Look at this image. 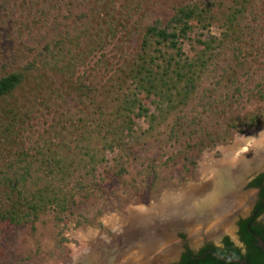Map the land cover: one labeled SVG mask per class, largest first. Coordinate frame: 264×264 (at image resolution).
I'll use <instances>...</instances> for the list:
<instances>
[{
	"label": "rangeland",
	"instance_id": "obj_1",
	"mask_svg": "<svg viewBox=\"0 0 264 264\" xmlns=\"http://www.w3.org/2000/svg\"><path fill=\"white\" fill-rule=\"evenodd\" d=\"M195 1L0 0V77L20 70L31 60L38 64L47 44L68 39L83 42L78 47L80 56L72 59V72L35 70L14 98L0 99V170L19 150L51 145L55 152L64 153L59 146L67 141L74 147L84 130L85 136L89 133L90 121H100L96 118L98 109L107 111L117 96L123 100L120 90H133L143 108L155 115L149 122L151 118H138L139 108H133L134 133L126 138L132 149L105 152L106 161L95 171V182L86 180L84 190L76 188L82 171L78 172L69 185L74 196L67 208L53 205L40 212L34 222L0 223V264H77L75 253L82 248L84 232H98L112 244L120 237L122 226V238H126L134 214L148 213L165 195L175 196L203 185L208 157L221 160L222 150L233 147L238 138L264 132V0L244 2L247 8L232 24H225L226 8L221 4L215 10L216 25L195 32L196 36L209 32L225 47L186 105L167 113V103L153 97L146 100L141 96L143 89L139 90L132 79V71L142 62L157 71L162 67L160 72L167 67L166 60L154 50L141 59L144 36L155 21L166 25L180 5ZM227 2L236 4L235 10L241 4ZM194 47L185 42L184 55L191 56ZM226 68L229 73L224 72ZM15 101L24 105L20 117L29 116L24 126L16 125L21 137L3 136L9 125L6 118L2 121V112ZM258 113L262 122L245 129L248 117ZM233 124L245 131H236ZM94 145L101 147L98 142ZM121 162L127 169L123 175L116 166ZM242 193L248 197V207L242 212L247 215L253 196ZM13 200L3 204L0 195V207L12 210ZM231 224L224 227L234 238ZM211 232L202 227L201 237L198 234L201 242ZM190 241L193 245L197 240ZM128 247L134 248L111 257L112 264L133 263L130 258L137 251L135 246ZM129 254L132 256L127 257ZM167 258L163 255L162 259Z\"/></svg>",
	"mask_w": 264,
	"mask_h": 264
},
{
	"label": "trees",
	"instance_id": "obj_2",
	"mask_svg": "<svg viewBox=\"0 0 264 264\" xmlns=\"http://www.w3.org/2000/svg\"><path fill=\"white\" fill-rule=\"evenodd\" d=\"M227 1L205 0L201 3L200 0H197L180 5L166 25L163 21L157 20L148 28L147 35L144 36L142 42L143 55H141V59L144 60V56L147 57L154 50L160 54L161 59L166 60L167 67L160 72L162 67H159V71H157L142 62L132 71V79L136 80L135 84L138 89H143L141 96L145 95L146 100L153 97L159 102L164 101L167 103V113L189 102L199 88L202 77L210 72L209 69L216 55H220L225 47L223 42L209 32L207 34L203 32L205 35L201 34L200 36H196L195 32L197 30L204 31L216 25L218 19L215 10L221 4L223 9L226 8L223 10L226 17L225 24H232L238 14L243 13L247 8L248 5L245 6V4L249 3L248 0H244L242 3L234 0L237 4L241 3L240 7L235 10L233 7L236 4L228 5ZM244 2L245 4H243ZM67 41L61 40L58 44H47L39 54L41 59L38 64L31 60L20 70L0 77V99L14 98L15 93L28 80L29 74L35 70L40 69L46 73L48 70H57L59 74L72 72L69 70L74 68L72 59H77L80 56L81 52L78 47L83 42L70 39ZM185 42L195 46L191 56L184 55L183 44ZM88 45L90 47V44ZM169 51L176 55L170 54ZM62 63L66 64L62 65ZM224 72L229 73L228 68L224 69ZM120 91L123 92V100L117 96L113 102L108 104L107 111L98 109L96 118L100 121L97 123L96 119H92L89 133L87 132L85 136L84 130L80 138L78 137L75 141L74 147H71L72 142L70 141L59 146L62 147L64 153H60L59 150L55 152L52 147H49L51 145L45 148L38 146L36 150H19L14 153V158L6 164L5 169L0 170V195L3 196V204L4 201H11L15 197L13 200L15 206L12 210L3 209V205L0 207V223L8 222L18 225L28 221L34 222L40 212L53 205L62 209L67 208L69 199L74 196L71 191L73 188L69 189V185L78 172L82 171L78 174L80 180H78L76 188L84 190L87 186L86 180L95 182L94 173L106 161L105 152L115 153L118 150L129 152L132 149L130 141L126 138L134 133L132 116L135 109L133 108H139L138 118L143 116L151 118L149 122L155 120V115H150L149 110L143 108L142 100L138 99L137 94L132 92L133 90L130 89L127 93ZM261 98L264 99V95H261ZM23 106L22 103L18 105L15 101L2 112L1 117H4L2 121L6 118L9 125L1 133L3 136L9 134L12 137H21L15 130L16 125L24 126V122L29 116L20 117ZM158 108L160 112L164 111L160 106ZM259 114H251L248 117V121H245V129L256 127L262 122ZM231 128L239 130L236 124L231 125ZM245 129L238 132H244ZM96 142L100 144V148L95 147ZM116 166H119V175H123L127 171L123 162ZM261 182L262 178L256 179L251 186L261 187V195L264 196V187ZM244 232L246 233V231ZM247 241L250 244V250L245 256H242L240 251L217 252L223 257L244 259L251 264H264V251L257 249L251 239ZM203 255L204 252H201L200 256ZM181 264L237 263L208 254L200 260H193L188 256Z\"/></svg>",
	"mask_w": 264,
	"mask_h": 264
},
{
	"label": "bare ground",
	"instance_id": "obj_3",
	"mask_svg": "<svg viewBox=\"0 0 264 264\" xmlns=\"http://www.w3.org/2000/svg\"><path fill=\"white\" fill-rule=\"evenodd\" d=\"M222 152L223 158L221 160L208 157L205 166L207 181L203 185L195 190L183 191L175 196L165 195L164 199L154 205L148 213L134 214L130 222L131 227L126 229V238L133 236L134 232H138L140 229H137V226H140L144 232L145 240L139 244V247H146L149 251L137 250V255L130 258L132 264L158 263L159 261L156 259L159 258L160 251H152V248L156 246L162 248L173 242L174 238L171 234L169 236L162 235L159 244L156 241L154 242L153 238L147 236L148 232L154 231L156 224L169 226L172 222L184 220L185 223L188 222L186 231L192 237L199 234L202 227H207L214 234V230H218L216 229L218 223H225L229 220V216L235 214L236 211L248 207L246 203L248 197L240 192V188L243 186L246 175L264 169V132L249 133L242 136L238 138L233 147L223 149ZM121 227H119V238L125 237ZM214 227L215 229H213ZM130 228H136L137 231L132 229L131 232ZM177 231L180 230L177 229L172 232L174 237ZM119 241L122 243L125 238ZM89 244L91 247L87 248ZM117 246L118 244H109V241L98 232H84L82 248L76 250L75 253L78 259H76L77 264H97L101 262L112 264L111 255L108 254H112L113 251H109V249ZM163 253L167 252L163 251ZM130 256L132 254L127 255V257ZM144 256L145 259L142 262Z\"/></svg>",
	"mask_w": 264,
	"mask_h": 264
},
{
	"label": "flooded vegetation",
	"instance_id": "obj_4",
	"mask_svg": "<svg viewBox=\"0 0 264 264\" xmlns=\"http://www.w3.org/2000/svg\"><path fill=\"white\" fill-rule=\"evenodd\" d=\"M259 178H262L261 185L264 187V171H263L262 173L257 175L242 190H241L242 187L240 188V190L243 192H247L249 189H252L250 193L252 194L253 198L250 204L251 206L250 211L247 215L242 213L243 209H239V211H236L235 214H232L229 217L231 218L230 221H232L233 217L236 216L230 226V231H231L230 233L234 235V238L228 233V229L227 230L225 229L226 227L225 225L228 226L230 221L224 224H220L218 227H216V229L218 230H214L215 231L214 234L213 232L208 233V235L205 237V241L203 242H201V238H199L201 237L200 236L201 233L199 234V237H198V234L194 235L193 237L188 234V232L186 231V224H188V222L185 223L184 220L175 222V223L172 222L169 226H165V224L163 225L156 224L155 226L156 228L154 229V231L152 230L151 232L147 233L148 237L153 238L152 240H154V242L156 241L157 243H159L161 240L160 237L162 235L169 236L171 234L174 240L173 242L166 244L162 248H159L158 246L153 247L154 249L152 248V251H166L167 253L165 254L168 257L166 260H169V259L173 260L172 262L168 264H181L184 262L185 258L188 256H190L193 260H200L208 254H212L220 259L233 258V257H223L217 251H221V252L222 251H240L241 255L245 256L247 251L250 250V244L247 241L248 239H251V241L253 242L254 246L257 249H260V251H264V249L261 247V243L264 244V209H263L264 208V196L261 195L262 193L261 187L251 186V184L256 179H259ZM137 229H140V230L138 232H134L133 236L125 238V241H122V243L121 241H119L122 239V237L118 238V240L116 241L118 242V246L115 248L109 249V251H113L110 257L115 258V257H118L119 256L118 254H120L122 251L126 252V251L133 250L134 247H128L131 245L132 246L135 245L136 251L137 250L138 251H149L148 248L146 247L145 248L139 247V244L142 241L144 242L145 236L140 226H137ZM137 229L134 228L133 230L137 231ZM177 229L180 231L175 232V237H174L172 232H174ZM244 231H246V233ZM221 235L222 237L219 238ZM194 238H196L197 241L194 242L192 245L190 240ZM218 239H219V243L216 244V240ZM116 242H112V243L116 244ZM123 243H124V246H123ZM201 252H204L203 256H200ZM165 254L163 252L162 253L160 252V255H159L160 259L158 258L156 260L157 261L164 260L162 258H163V255ZM236 259H239V258H236ZM97 264H104V263L101 262Z\"/></svg>",
	"mask_w": 264,
	"mask_h": 264
},
{
	"label": "water",
	"instance_id": "obj_5",
	"mask_svg": "<svg viewBox=\"0 0 264 264\" xmlns=\"http://www.w3.org/2000/svg\"><path fill=\"white\" fill-rule=\"evenodd\" d=\"M264 171V169H260V170H256V171H254V172H252V173H249V175H246L245 176V179H244V181H243V186H242V188H241V190L244 188V187H246L257 175H259L260 173H262ZM240 190V192H243V191H241ZM252 191V189H249L247 192H251ZM235 217L236 216H234L233 217V219H232V221H234V219H235ZM222 235H224V234H222ZM222 235L219 237V238H221L222 237ZM219 243V239L218 240H216V244H218ZM261 247L264 249V244L263 243H261ZM113 254H115V253H113ZM224 260H226V261H230V262H234V263H237V264H251V263H249V262H247L246 260H243V259H236V258H223ZM173 260H171V259H169V260H162V261H159L158 263H156V264H168V263H170V262H172Z\"/></svg>",
	"mask_w": 264,
	"mask_h": 264
}]
</instances>
